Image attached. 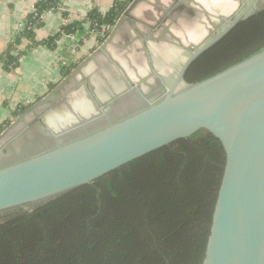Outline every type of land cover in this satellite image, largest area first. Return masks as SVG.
Segmentation results:
<instances>
[{
	"label": "water",
	"instance_id": "water-1",
	"mask_svg": "<svg viewBox=\"0 0 264 264\" xmlns=\"http://www.w3.org/2000/svg\"><path fill=\"white\" fill-rule=\"evenodd\" d=\"M144 2L162 11L154 24L143 22L153 31L162 29L157 40H166L170 35V40L190 51L172 82L151 65L144 76L131 63L137 77L133 79L126 66L109 51V44L126 22L142 21L134 12ZM193 2L171 0L163 6L151 0H133L102 46L0 134L2 149L37 120L48 133L50 143L0 165V214L56 199L179 139L206 130L222 144L226 165L203 264H264V47L205 80L185 82L195 60L242 20L263 11L264 0H239L238 11L227 18L220 16V23L205 13L210 39L201 45L185 46L171 26L184 10L196 12L191 7ZM218 29L219 33L213 35ZM151 30L148 41L155 38ZM143 52L149 58L147 48ZM102 55H107V61L99 65L104 72L100 79L108 98L98 100L83 71ZM112 65L116 74L108 73ZM112 79L121 85V90L112 87ZM81 86L94 111L83 118L74 111L75 121L53 129L46 115L61 104L66 107ZM128 96L140 104L112 120L110 105ZM105 119L107 122L99 125ZM79 130L83 133L71 136Z\"/></svg>",
	"mask_w": 264,
	"mask_h": 264
},
{
	"label": "trees",
	"instance_id": "trees-1",
	"mask_svg": "<svg viewBox=\"0 0 264 264\" xmlns=\"http://www.w3.org/2000/svg\"><path fill=\"white\" fill-rule=\"evenodd\" d=\"M65 1L38 0L25 27L0 53L6 70H16L39 46L56 49L63 35L88 23L104 43L133 2L116 0L106 13L93 9L39 39L36 28L48 11L69 18ZM262 47L264 10H258L195 60L185 82L205 80ZM77 66L64 65L63 77ZM27 107L18 108L0 134ZM225 165L222 144L200 130L56 199L2 213L0 264H203Z\"/></svg>",
	"mask_w": 264,
	"mask_h": 264
},
{
	"label": "crops",
	"instance_id": "crops-1",
	"mask_svg": "<svg viewBox=\"0 0 264 264\" xmlns=\"http://www.w3.org/2000/svg\"><path fill=\"white\" fill-rule=\"evenodd\" d=\"M115 1L116 0H66L63 5V10L69 13V18H64L61 12L48 11L36 28L37 37L43 39L56 34L63 28V25L76 19H83L93 9H98L106 13L111 9ZM37 2L38 0H0V53L7 50L9 44L25 27L27 16L35 9ZM143 5L141 3L140 6ZM140 6L136 9L135 15L140 9ZM239 6V0H195V2L191 3V7L196 12L190 14L184 10L180 13L182 16H179L176 19L177 21L172 24L171 31L179 37L185 46L191 44L197 45L200 41L198 37H201L200 35L202 34L198 35L199 33L194 32L193 34L183 36L180 33L186 30V28H184L185 26L192 27L193 23L200 25V22H202L200 18L202 15H205V13H216L213 15L218 14V18L220 16L227 18L236 13ZM198 19L199 22L197 21ZM207 23L209 24V22ZM88 24L85 25L84 29H79L74 34L63 35L58 42L57 48L54 50L47 46H39L33 49L22 57L19 67L14 71L6 70L2 63H0V126L4 122L13 119L14 112L18 108L35 103L40 97L45 96L53 89V84L60 83L64 79L62 74L64 65L78 64L79 66V64L91 54L95 47L99 45L97 35L90 31ZM167 24H169V21ZM131 26H133L132 22L131 24L129 23L122 26V31L116 35V38L122 40L126 34L129 35L131 29L135 28V26H133V28ZM142 28L141 30L143 32L151 30L147 26H142ZM198 28H204V24H201ZM151 31L154 33L155 38L148 41V37L139 35L141 41L134 43L133 47L130 49L131 53H134L137 58L140 57L141 62L139 63L140 66L138 69L142 75L148 73L151 65L159 70V72L166 77L167 81L169 79V81H171L173 79L175 67L184 57V51L188 52L189 50L174 42L181 48V52L174 55V62L172 64L175 66H167L164 69H160L156 62L159 60L158 58H160L161 54L166 52H163V48L172 46L171 43H173V41L170 40V35L167 36L166 40L158 41L157 38L162 32L160 28ZM144 48H147L149 58L143 52ZM137 51H140L141 54L138 55ZM121 62L129 70L133 79L137 78L128 60L125 59ZM83 72L84 75H93V80L96 79L95 77L99 78L96 73H94V66H87L84 68ZM81 77L82 75L80 74L79 78ZM98 86L100 94L108 95L106 93L105 84L100 83ZM115 86L116 88H121L119 84ZM100 100L104 99L100 98Z\"/></svg>",
	"mask_w": 264,
	"mask_h": 264
},
{
	"label": "rangeland",
	"instance_id": "rangeland-1",
	"mask_svg": "<svg viewBox=\"0 0 264 264\" xmlns=\"http://www.w3.org/2000/svg\"><path fill=\"white\" fill-rule=\"evenodd\" d=\"M170 1L171 0H151V2L160 3L163 6L169 5ZM142 5L143 6H140V9L137 11V14H136V16L139 19H141L142 21H140L137 24H135V22H133V21L126 22L124 25H127L129 23L131 24V22H132V24H133V26H135V28H133L131 26L133 29H131V31L129 32V35L126 34V36L122 40L121 39L118 40L116 38V36H115L114 39H113V42L111 44H109V51L113 54V56L115 57V59H117L118 61H120V60L123 61V60L126 59V60H128L129 65L131 63H133V65L136 68H139V66H140L139 63L141 62V60H140V57L139 58L135 57V54L134 53H131V50L130 49L133 47V45H134L135 42L141 41L139 35H142V36H145V37H148L149 36L150 30L148 32H143L141 30V29H143L142 26H145L146 27V25L143 22H148V23L154 24L155 23V19L158 18V17H160V15L162 14V11H160L158 9H154L153 5L151 3H149V2L148 3L147 2H144V3H142ZM153 10H154V12L151 14L152 17H148V14L151 13ZM213 14H216V13H213ZM213 14H209V15L212 17V19H213V21L215 23H219V18H218L219 15L218 14L217 15H213ZM200 20L202 21L200 23L201 24H204V28L199 29L198 27L201 24L198 25L197 23H193L192 27L185 26L184 28H186V30L185 31H181V33H180L183 36L189 35V34H193L194 32L195 33H199L198 35L202 34V35H200L201 37H198L200 39V41H199V43L197 45H201L204 42H206L208 39H210V36H209V33H208V28L210 27V25L207 23L208 22L207 18L205 17V15H202V17L200 18ZM197 21L199 22V19ZM217 33H219V30L218 31L215 30V32H213V35L214 34H217ZM169 38L172 39L171 37H169ZM171 41H173V40H171ZM175 43H178V42L175 41ZM175 43L173 41V43H171L172 46H168L167 48H163L164 49L163 52L164 51H166V52L165 53L162 52L163 54H161V56H160L161 59L158 58L159 60L156 62L157 66L159 65L160 69L161 68L164 69L167 66H169V67L170 66H175L174 64H172L174 62V55L176 53H178V52H181V48L179 47V45H176ZM102 44H99L97 47H95V49L91 52V54L89 56H87L80 64L85 63V61L95 51H97V49H99L102 46ZM137 53H138V55L141 54L140 51H137ZM189 55H190V51H188V52L187 51L186 52L184 51V54H183L184 57L182 56L183 59L180 60V62L175 67V71L173 72V79L176 76V74L179 71V69L181 68V66L184 63V61H186V59L189 57ZM106 61H107V55H102L101 58L96 62L97 64L96 63L95 64H92V66H94L95 70L96 69L99 70L98 72H96V75L98 77L100 76L99 78L95 77L96 79L93 80L92 79V76L93 75H91V76H88L87 75L90 78V85L93 88L95 95H97L96 98H98V100L100 98H102V99L108 98V95H102V94L99 93V86H98L101 83L102 74L104 75V72L103 73L101 72V69H100L99 65L101 64V62L102 63H105ZM111 68L108 71V73L109 72L115 73V71L117 72V70L114 67V65H112ZM146 75L147 74H144V76H146ZM115 79H117V78H115ZM135 79H137V78H135ZM171 81H169V82H171ZM115 82H117V81H114L112 79V81H111L112 87H115V90H121L119 88H116L115 85L117 83H115ZM185 86H186V84H181V87H185ZM78 92H79V94L76 95L73 98V100L71 99L69 101V104L66 107H65L64 104H61L56 109H52L46 115L47 116L46 121H47V123L53 129H60L66 123L75 121L76 120V118H75V116H76L75 115V112L78 114L77 117L83 118V117L87 116L89 113H91L92 111H94L93 110V107L91 106L92 105V102L88 98L84 86H81L78 89ZM99 96H100V98H99ZM47 136L49 137L48 133H47ZM24 142H25L24 139L23 140L22 139H18V137H17L14 140H12L9 144H7V146L5 148L0 149V162H2L3 159H5V158L6 159L13 158L15 155L20 154L18 152L26 151L27 149H29V146L28 145H26V146L23 145ZM10 145H11V147H10L11 149H10V151L8 153H6L7 147L10 146Z\"/></svg>",
	"mask_w": 264,
	"mask_h": 264
},
{
	"label": "flooded vegetation",
	"instance_id": "flooded-vegetation-1",
	"mask_svg": "<svg viewBox=\"0 0 264 264\" xmlns=\"http://www.w3.org/2000/svg\"><path fill=\"white\" fill-rule=\"evenodd\" d=\"M224 26L225 25H223L222 28ZM222 28H221V30H222ZM138 102H139V100L132 102V96H128L125 99L117 100L116 102L112 103L108 109V112L110 113L112 120H115V119L121 117L122 115H125L127 110L132 111V109L136 106L135 104H137ZM138 104H140V102ZM106 122H107V120L105 119V120L101 121L99 123V125L101 123L105 124ZM92 128H93V125L91 127H89V130H91ZM82 133H83V130H79L78 132L72 134L71 136L72 137L79 136ZM68 138L69 137H67V139ZM18 139H22V140L24 139L25 142L23 145L24 146L28 145L29 149H27L26 151L18 152V153H20V154H18L19 156L15 155L13 158H19L21 156H25L27 154H30V153L38 150L39 148L45 147L46 144H50L49 140H48L49 138L47 136V133L45 131H43L40 122L37 120L32 124V127L30 129L23 131L18 136ZM10 147H11V145L7 147L6 153H8L10 151V149H11ZM13 158L3 159V161L0 162V165L9 162V160H12Z\"/></svg>",
	"mask_w": 264,
	"mask_h": 264
},
{
	"label": "built area",
	"instance_id": "built-area-1",
	"mask_svg": "<svg viewBox=\"0 0 264 264\" xmlns=\"http://www.w3.org/2000/svg\"><path fill=\"white\" fill-rule=\"evenodd\" d=\"M90 31H91L92 33H95V34L97 33V32H96L95 30H93V29H92V30L90 29Z\"/></svg>",
	"mask_w": 264,
	"mask_h": 264
}]
</instances>
